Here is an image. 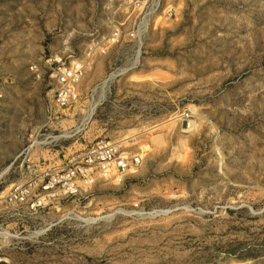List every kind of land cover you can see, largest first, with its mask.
I'll return each mask as SVG.
<instances>
[{
	"label": "rangeland",
	"instance_id": "rangeland-1",
	"mask_svg": "<svg viewBox=\"0 0 264 264\" xmlns=\"http://www.w3.org/2000/svg\"><path fill=\"white\" fill-rule=\"evenodd\" d=\"M64 262L264 264V0H0V264Z\"/></svg>",
	"mask_w": 264,
	"mask_h": 264
},
{
	"label": "built area",
	"instance_id": "built-area-1",
	"mask_svg": "<svg viewBox=\"0 0 264 264\" xmlns=\"http://www.w3.org/2000/svg\"><path fill=\"white\" fill-rule=\"evenodd\" d=\"M57 75L60 88L56 94V102L59 105H65V103H67L70 98L71 84L73 83V80L77 78L76 70H60L59 74ZM85 157L86 160L84 162L87 164L107 166L110 163H114L116 167L121 170H124L127 167V164L129 163L127 158H124L120 155H116V150L113 145L109 143H104L102 141L92 144L89 147ZM133 161L137 162V159H133ZM48 183H51V179L48 181ZM29 187L30 185L27 184L26 187L22 188L23 190L21 188L20 190L16 189L11 195L15 199L23 200L27 191H29Z\"/></svg>",
	"mask_w": 264,
	"mask_h": 264
},
{
	"label": "crops",
	"instance_id": "crops-1",
	"mask_svg": "<svg viewBox=\"0 0 264 264\" xmlns=\"http://www.w3.org/2000/svg\"><path fill=\"white\" fill-rule=\"evenodd\" d=\"M18 49V48H17ZM3 67V66H2ZM7 67L9 68V69H14V68H16V70L20 67V65H19V61L16 59V61H14V60H11V62L7 65ZM13 73V72H12Z\"/></svg>",
	"mask_w": 264,
	"mask_h": 264
},
{
	"label": "bare ground",
	"instance_id": "bare-ground-1",
	"mask_svg": "<svg viewBox=\"0 0 264 264\" xmlns=\"http://www.w3.org/2000/svg\"><path fill=\"white\" fill-rule=\"evenodd\" d=\"M63 264H66L65 262Z\"/></svg>",
	"mask_w": 264,
	"mask_h": 264
}]
</instances>
